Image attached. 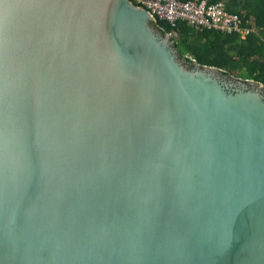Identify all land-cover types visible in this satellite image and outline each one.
I'll list each match as a JSON object with an SVG mask.
<instances>
[{
  "label": "water",
  "instance_id": "1",
  "mask_svg": "<svg viewBox=\"0 0 264 264\" xmlns=\"http://www.w3.org/2000/svg\"><path fill=\"white\" fill-rule=\"evenodd\" d=\"M169 37L129 0H0V264H264V85Z\"/></svg>",
  "mask_w": 264,
  "mask_h": 264
},
{
  "label": "trees",
  "instance_id": "2",
  "mask_svg": "<svg viewBox=\"0 0 264 264\" xmlns=\"http://www.w3.org/2000/svg\"><path fill=\"white\" fill-rule=\"evenodd\" d=\"M209 1H222L225 11L239 18L240 32L200 31L185 23L171 28L157 19L154 25L171 36L172 47L185 64L213 67L222 75L264 85V0Z\"/></svg>",
  "mask_w": 264,
  "mask_h": 264
},
{
  "label": "built area",
  "instance_id": "3",
  "mask_svg": "<svg viewBox=\"0 0 264 264\" xmlns=\"http://www.w3.org/2000/svg\"><path fill=\"white\" fill-rule=\"evenodd\" d=\"M155 20L165 21L171 28L185 23L195 30L240 32L239 18L228 14L222 1L209 0H134ZM222 2V3H221ZM246 31L242 32L245 34Z\"/></svg>",
  "mask_w": 264,
  "mask_h": 264
},
{
  "label": "rangeland",
  "instance_id": "4",
  "mask_svg": "<svg viewBox=\"0 0 264 264\" xmlns=\"http://www.w3.org/2000/svg\"><path fill=\"white\" fill-rule=\"evenodd\" d=\"M222 3V2H221ZM158 30V29H157ZM159 31V30H158ZM159 33H160V35H161V37H162V39L164 40L165 38V35H163L160 31H159ZM171 37V36H170ZM169 37V42H170V45L172 44V42H171V38ZM189 58L191 59V56H189ZM192 60V59H191Z\"/></svg>",
  "mask_w": 264,
  "mask_h": 264
}]
</instances>
